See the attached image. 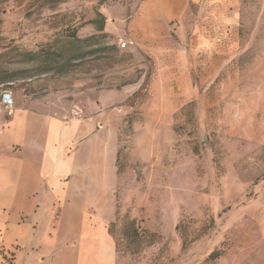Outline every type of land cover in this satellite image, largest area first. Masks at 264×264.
Here are the masks:
<instances>
[{
  "label": "rangeland",
  "instance_id": "374dc122",
  "mask_svg": "<svg viewBox=\"0 0 264 264\" xmlns=\"http://www.w3.org/2000/svg\"><path fill=\"white\" fill-rule=\"evenodd\" d=\"M141 1L0 0V90L64 115L101 98L85 157L98 147L115 167L101 203L116 264H263L264 0H199L179 17L148 0L131 22ZM151 25L167 65L181 49L187 64L154 96ZM13 255L0 247V264Z\"/></svg>",
  "mask_w": 264,
  "mask_h": 264
},
{
  "label": "crops",
  "instance_id": "0c3cea01",
  "mask_svg": "<svg viewBox=\"0 0 264 264\" xmlns=\"http://www.w3.org/2000/svg\"><path fill=\"white\" fill-rule=\"evenodd\" d=\"M146 1L140 2L131 22ZM197 2L157 0L156 4L179 17ZM170 20L160 19L164 30ZM107 25L108 18L105 29ZM156 31L154 25L148 28L145 43L148 55L158 64L152 96L160 84L164 88L167 66H187L182 49L174 56L179 58L167 65L165 36H154ZM127 36L137 41L136 33L128 31ZM194 63L199 69L207 68L205 61ZM29 102L28 106L15 104L13 96V110L8 114L0 101L1 249L14 251L16 264H116L115 242L101 203L114 186L115 167L101 159L98 147L94 161L90 153L85 157L105 126L103 101L89 100L84 114L81 108V115L75 116L44 111L40 99Z\"/></svg>",
  "mask_w": 264,
  "mask_h": 264
},
{
  "label": "built area",
  "instance_id": "2783aa9c",
  "mask_svg": "<svg viewBox=\"0 0 264 264\" xmlns=\"http://www.w3.org/2000/svg\"><path fill=\"white\" fill-rule=\"evenodd\" d=\"M126 42L125 40L121 41V45L125 46ZM0 101L2 104V109L6 111L8 114L12 113L13 110V96L12 92L9 89H3L0 93ZM81 111V109L73 108L71 110L72 115H78V113Z\"/></svg>",
  "mask_w": 264,
  "mask_h": 264
}]
</instances>
